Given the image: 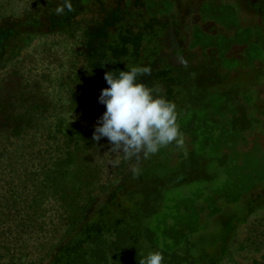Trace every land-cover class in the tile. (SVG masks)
Wrapping results in <instances>:
<instances>
[{
	"label": "rangeland",
	"instance_id": "rangeland-1",
	"mask_svg": "<svg viewBox=\"0 0 264 264\" xmlns=\"http://www.w3.org/2000/svg\"><path fill=\"white\" fill-rule=\"evenodd\" d=\"M63 3L0 0V264H264V0ZM126 65L182 147L92 139Z\"/></svg>",
	"mask_w": 264,
	"mask_h": 264
},
{
	"label": "clouds",
	"instance_id": "clouds-1",
	"mask_svg": "<svg viewBox=\"0 0 264 264\" xmlns=\"http://www.w3.org/2000/svg\"><path fill=\"white\" fill-rule=\"evenodd\" d=\"M65 8L73 10L70 0L58 5L55 13L61 15ZM126 66V71H109L104 75L109 87L101 90L99 103L105 105L106 111L98 119L92 139L98 142L106 137L111 151L123 152L126 160L139 159L141 154L147 159L173 143L182 147L184 138L177 122L176 105L159 95L158 87L150 88L137 81L138 76L150 75L151 68ZM72 119L73 113L71 122ZM131 170L138 174L136 166ZM139 264H164L163 253L150 251Z\"/></svg>",
	"mask_w": 264,
	"mask_h": 264
}]
</instances>
